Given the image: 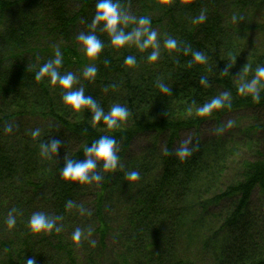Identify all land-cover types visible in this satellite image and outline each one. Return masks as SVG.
<instances>
[{
    "label": "trees",
    "instance_id": "trees-1",
    "mask_svg": "<svg viewBox=\"0 0 264 264\" xmlns=\"http://www.w3.org/2000/svg\"><path fill=\"white\" fill-rule=\"evenodd\" d=\"M96 2L0 0V264L28 257L36 264H264V77L257 73L264 66V0H119L136 18L118 25L126 33L139 18L150 19L155 61L148 59L152 45L111 43L103 22L93 25ZM82 32L103 43L94 59L77 39ZM170 37L178 50L165 46ZM185 47L206 61L193 62ZM57 48L59 71L73 73V89L82 87L105 113L117 104L128 109L120 127L94 122L88 108L73 111L63 102L68 89L48 75L36 79ZM90 64L93 78L84 75ZM161 82L172 91L162 92ZM225 92L230 106L198 112ZM239 111L250 112L239 135L254 154L222 187L226 151L239 142L227 144L218 130L222 117ZM208 122L217 132L206 139ZM185 130L189 140L181 138ZM105 135L117 141V169L98 163L100 181L65 180L64 162L84 160V148ZM51 139L62 143L43 155L41 145ZM185 142L193 151L181 159ZM133 170L140 178L129 181ZM37 212L55 221L52 230H31Z\"/></svg>",
    "mask_w": 264,
    "mask_h": 264
},
{
    "label": "clouds",
    "instance_id": "clouds-1",
    "mask_svg": "<svg viewBox=\"0 0 264 264\" xmlns=\"http://www.w3.org/2000/svg\"><path fill=\"white\" fill-rule=\"evenodd\" d=\"M205 15L202 13L199 17V21L205 19ZM134 17H129L120 9L119 0H97L96 2V14L93 17V25L103 22V29L111 36V43L117 47L125 45L128 41L135 39V42L140 48H145L152 45L154 51L151 52L148 59L155 61L159 56V49L156 43L157 33L150 31V19L147 17H141L138 20L139 27L132 32H125L123 28H118L121 23H128L130 20H135ZM141 37L145 39L141 40ZM77 39L82 42L84 52L89 58H96L103 49L102 41L92 33H80ZM165 46L168 49H177V40L174 38H168L165 41ZM178 50V49H177ZM192 51L189 47L184 48V52L187 54ZM192 60L195 63H204L206 56L200 51H192ZM63 61V56L59 48L55 50L54 58L44 63L40 70L36 73V79H40L44 75H48L53 83L58 82L63 89L68 91L63 94V102L69 106L73 111H80L83 108H88L93 112L94 122H99L103 119L104 123L109 129L118 128L121 122L125 121L128 117V109L122 105H114L110 112L105 113L104 109L96 102V100L88 95H85L84 89H73V83L75 77L73 73L68 72L62 75L59 71ZM127 65L135 64L134 56H127L125 58ZM97 68L95 65L90 64L86 67L84 75L88 78L95 77ZM259 76L264 77V66L257 68ZM200 83L206 84V78H201ZM162 92L170 93L172 90L164 83L158 85ZM259 99V94L256 97ZM229 101V93L225 92L222 96L214 97L212 100L203 106L199 107L198 112L200 114H207L213 108H221L225 105V102ZM230 106V101H229ZM7 130H11V125ZM39 134V129L33 132L36 136ZM62 141L60 139H51L47 144L41 145L42 154L47 155L49 153H57ZM185 146L181 147L177 151V155L184 159L191 154L193 149ZM117 141L114 136H101L99 139L84 148L85 159L77 161L76 159H67L61 169L62 177L65 180L78 181L79 183H90L92 181H100L102 179L101 173L96 171L98 163L102 166L103 170L107 172H114L118 167L119 156L117 154ZM195 147V146H194ZM129 181H136L140 178L138 171H131L127 174ZM15 217L9 214L7 223L9 226L15 224ZM55 221L49 218L42 212L34 213L30 220L29 226L33 232L39 233L42 231H50L53 229ZM80 232L77 230L75 237L79 239ZM25 264H36L35 257H28L25 259Z\"/></svg>",
    "mask_w": 264,
    "mask_h": 264
},
{
    "label": "rangeland",
    "instance_id": "rangeland-1",
    "mask_svg": "<svg viewBox=\"0 0 264 264\" xmlns=\"http://www.w3.org/2000/svg\"><path fill=\"white\" fill-rule=\"evenodd\" d=\"M249 113H250L249 111H239V112L227 114L221 119L224 128L223 129L221 128L220 130H218V132L222 133L223 139L224 138L226 139V143L230 144L233 141H235L236 143L239 142V144H236L237 150L230 147L231 150L229 148L226 151L228 156L226 161L228 163L225 167L222 187H224L226 183L229 182L228 175L230 173H234L237 164L240 163L242 158L250 159L254 154L252 151L250 152L248 149L244 148V146L240 144V142H243L242 138H240L239 135V133L241 132L240 129L250 123ZM216 132L217 129L214 122H208L203 125L202 128L203 138L209 139L210 137L214 136ZM191 135H192L191 131L185 130L181 133V138H183L184 140H189Z\"/></svg>",
    "mask_w": 264,
    "mask_h": 264
}]
</instances>
